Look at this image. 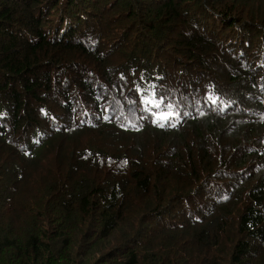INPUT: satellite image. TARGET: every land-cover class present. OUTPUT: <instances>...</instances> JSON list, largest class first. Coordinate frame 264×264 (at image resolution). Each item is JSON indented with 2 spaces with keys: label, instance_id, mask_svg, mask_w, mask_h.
<instances>
[{
  "label": "trees",
  "instance_id": "obj_1",
  "mask_svg": "<svg viewBox=\"0 0 264 264\" xmlns=\"http://www.w3.org/2000/svg\"><path fill=\"white\" fill-rule=\"evenodd\" d=\"M0 264H264V0H0Z\"/></svg>",
  "mask_w": 264,
  "mask_h": 264
},
{
  "label": "snow or ice",
  "instance_id": "obj_2",
  "mask_svg": "<svg viewBox=\"0 0 264 264\" xmlns=\"http://www.w3.org/2000/svg\"><path fill=\"white\" fill-rule=\"evenodd\" d=\"M143 91H144L143 89L137 88L138 95H140ZM149 95L152 98L149 99L148 96L142 97L141 104L148 105V107L145 108L144 110L147 111L149 115L152 117L153 123H159L161 121L171 120L179 114L176 111V105L171 103L165 104V97L158 96L154 88L150 89ZM205 99L213 105L219 102V97L215 96L212 93H205ZM161 107H166V110L160 111Z\"/></svg>",
  "mask_w": 264,
  "mask_h": 264
},
{
  "label": "rangeland",
  "instance_id": "obj_3",
  "mask_svg": "<svg viewBox=\"0 0 264 264\" xmlns=\"http://www.w3.org/2000/svg\"><path fill=\"white\" fill-rule=\"evenodd\" d=\"M127 113H129V118L130 119H132V120H134L135 119V117H137V116H135L134 115V110H132L131 112H127ZM96 127V128H95ZM94 128V130H90L89 131V133L88 134H91L92 133V135H98V137L96 138V139H94V138H90L89 136L90 135H86V133H85V135H81L80 137H78V138H75V139H73V140H70L69 142H68V144L69 145H72V144H76V143H78V142H81V143H83V142H86V141H91V140H93L95 143H98V144H100V145H102L101 143H106V142H108L109 141V143H111L110 141H112L113 139H112V137L113 136H111V135H109L110 133H109V131L111 130V127H118V128H120L121 126H120V124L119 123H113V125L112 126H110V125H105V124H99L98 126L96 125ZM97 129H101L102 131L98 134L95 130H97ZM148 140V138L146 137V136H143V138H142V141H147ZM67 145V143L64 145V147ZM106 148H108V149H112V147H109V146H106ZM48 151V153L47 154H44V156H47V157H49V156H53V155H55V153H56V150H53L52 148H49V149H47ZM30 166H33V167H35V168H39V165H30ZM29 166V167H30Z\"/></svg>",
  "mask_w": 264,
  "mask_h": 264
}]
</instances>
